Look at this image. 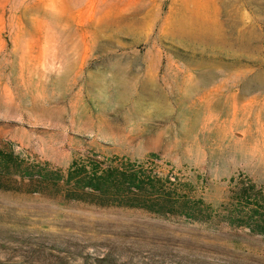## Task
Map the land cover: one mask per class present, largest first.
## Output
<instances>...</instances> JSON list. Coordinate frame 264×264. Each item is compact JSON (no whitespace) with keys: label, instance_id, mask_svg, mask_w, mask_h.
Here are the masks:
<instances>
[{"label":"rangeland","instance_id":"1","mask_svg":"<svg viewBox=\"0 0 264 264\" xmlns=\"http://www.w3.org/2000/svg\"><path fill=\"white\" fill-rule=\"evenodd\" d=\"M0 147L61 176L0 189V264H264V0H0ZM94 163L182 212L70 197Z\"/></svg>","mask_w":264,"mask_h":264},{"label":"trees","instance_id":"2","mask_svg":"<svg viewBox=\"0 0 264 264\" xmlns=\"http://www.w3.org/2000/svg\"><path fill=\"white\" fill-rule=\"evenodd\" d=\"M97 168V163H94L93 172L89 176L81 169L68 168L66 178L71 184L70 197L87 199L84 194L91 193L98 195V202L102 204L136 206L158 213L182 212L179 205L185 200L176 202L178 198L173 197V192L163 188L157 191L158 187L151 179H138L134 172L116 171V168L110 166L101 172ZM50 173L48 170H35L24 164L13 151L0 147V189L44 192L47 187L58 184L61 178L60 175L52 177ZM255 188V182L244 183L238 188L237 196L248 200L247 194ZM260 226V231L264 233V223Z\"/></svg>","mask_w":264,"mask_h":264}]
</instances>
